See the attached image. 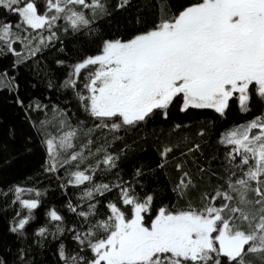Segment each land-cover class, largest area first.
<instances>
[{"label": "snow or ice", "instance_id": "6c2138e0", "mask_svg": "<svg viewBox=\"0 0 264 264\" xmlns=\"http://www.w3.org/2000/svg\"><path fill=\"white\" fill-rule=\"evenodd\" d=\"M131 7V0H0V56L13 57L16 69L69 32L91 35L97 21ZM154 7L151 20L129 19L100 39L95 54L67 66L59 88L71 90L82 110L76 126L65 108L14 98L45 147L43 171L63 170L59 187L79 195L66 201L71 215L46 210L30 238L41 193L10 188L28 214L16 212L13 241L0 242V264H41L45 244L57 264H264V0H159ZM0 81L19 88L7 71ZM254 102L258 115L218 135L223 158L205 156L203 127L174 139L188 127L176 123L151 145L154 166L133 163L127 174L121 167L132 151L127 134L157 119L168 123L173 109L225 117L233 106L251 113ZM34 107L44 119L32 120ZM96 132L106 133L102 144ZM25 192L35 198H22Z\"/></svg>", "mask_w": 264, "mask_h": 264}, {"label": "trees", "instance_id": "16d2710c", "mask_svg": "<svg viewBox=\"0 0 264 264\" xmlns=\"http://www.w3.org/2000/svg\"><path fill=\"white\" fill-rule=\"evenodd\" d=\"M107 2L112 6L118 0H107ZM156 3H159V0H131L132 7L127 12H116L111 18L97 21L95 27L98 32L91 35L86 31L75 34L69 32L68 35L62 36V44L56 43L54 47L46 49L37 58L16 69L12 68L13 57L0 56V73L7 71L8 76L15 77L16 84L19 85L18 89L10 91L6 81H1L6 83V86L0 88V242L11 243L13 241V235L8 232V228L12 224L16 212L20 211L22 215L28 214L27 210L23 209L18 202L13 203L15 194L9 191L10 188L14 189L16 186L25 189L33 188L41 193V206L34 210L28 228L30 238L35 228L45 224L46 210L56 208L62 214L71 215L67 212L66 201L69 198L75 201L79 195V192L70 185L66 188L59 187L57 177L66 176L63 170L58 174H49L43 171L42 165L47 157L45 147L40 142L41 138L25 120V113L16 105L14 98L19 95L24 100L25 105L32 103L35 106L36 103H39L41 106L48 105L50 109L53 104H56L65 108L68 110V115L72 117L73 126H76L77 120L83 119L82 110L79 109L75 98L71 96V90L59 88L69 70L67 66L86 55L95 54L100 39L112 35L118 27L127 23L129 19L140 15L151 20L153 12L156 11L154 7ZM61 23L63 22L61 21ZM61 47L64 49L63 52L59 51ZM57 59L64 60L65 64L57 65ZM49 80L53 83L52 88L47 86ZM258 114L259 105L255 102L251 113H240L233 106L225 117H219L212 110L193 109L187 113H179L173 109L168 123H162L157 119L150 121L139 132L127 134L126 142L131 145L132 151L128 153V158L124 160L121 167L127 174L131 172L133 163H145L154 166L158 157L151 145L156 143L157 136L164 139L169 132L170 125L176 123L188 125V127L181 128L174 133V139L182 138L185 135L194 137L195 133L203 127L206 129L205 140L207 141L202 146L205 156L216 154L223 158L225 148L217 144L218 135L235 125L246 123L252 119L253 115ZM30 115L33 121L45 118L44 112L35 110V107ZM48 115L51 116L50 111ZM87 126H92L91 121L88 122ZM49 130L55 133L54 128ZM161 130H163V135H161ZM10 132L14 133V138ZM105 134L94 133L96 143L102 144ZM83 135L81 133V139L76 141L77 146L83 140ZM29 136L31 137L30 141ZM143 137H147V142L144 141ZM108 138L111 139L110 136ZM26 144L31 147V151L27 150ZM119 146L122 147L123 145ZM95 150L96 147L93 145L92 151L95 152ZM84 166L86 165H82V167ZM213 167L219 168V163L214 161ZM99 175L97 173V179H99ZM125 178L127 179V175ZM64 183H67L66 179ZM164 183V177L161 176L159 185L163 187ZM22 198H35V193L25 192ZM167 201L168 196L165 195L164 202ZM36 258L41 264H57L56 256L48 244H45L44 249L39 251Z\"/></svg>", "mask_w": 264, "mask_h": 264}, {"label": "rangeland", "instance_id": "374dc122", "mask_svg": "<svg viewBox=\"0 0 264 264\" xmlns=\"http://www.w3.org/2000/svg\"><path fill=\"white\" fill-rule=\"evenodd\" d=\"M19 48V46H17V49ZM6 86V83H2L1 81H0V88H3V87H5Z\"/></svg>", "mask_w": 264, "mask_h": 264}]
</instances>
